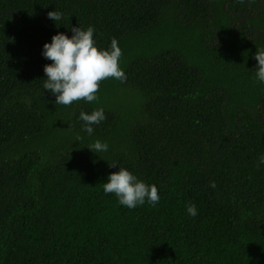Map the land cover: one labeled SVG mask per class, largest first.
<instances>
[{
  "label": "trees",
  "instance_id": "1",
  "mask_svg": "<svg viewBox=\"0 0 264 264\" xmlns=\"http://www.w3.org/2000/svg\"><path fill=\"white\" fill-rule=\"evenodd\" d=\"M75 27L119 42L126 80L69 108L42 50ZM262 49L264 0H0V264H264ZM114 163L160 203L106 196Z\"/></svg>",
  "mask_w": 264,
  "mask_h": 264
},
{
  "label": "clouds",
  "instance_id": "2",
  "mask_svg": "<svg viewBox=\"0 0 264 264\" xmlns=\"http://www.w3.org/2000/svg\"><path fill=\"white\" fill-rule=\"evenodd\" d=\"M244 4L246 0H239ZM48 19L55 23L63 21V13L56 11L49 13ZM57 28V27H56ZM71 39L65 34H58L52 38L51 43L45 44L42 57L51 61L46 65L44 73L46 81L45 92L55 98V105L72 107L74 103H97L100 99L98 93L102 82L114 79L120 82L126 80L125 72L121 68L123 51L119 42L113 39L109 50H101L96 44V30L89 27L83 30L79 27L71 28ZM254 59L258 62L254 77L259 83H264V49L256 52ZM107 116L103 109L93 111L91 114L81 112L79 120L83 123V131L89 137L95 135L96 127L105 122ZM82 139V138H81ZM89 151L107 153L109 144L101 141L95 142ZM111 168H118V172L110 175L107 182L102 185L104 194L114 195L121 207L128 210L148 204L156 207L161 197L155 185L142 182L129 170L112 164ZM215 188L216 185L212 184ZM188 215L196 218L199 215L195 205L187 209Z\"/></svg>",
  "mask_w": 264,
  "mask_h": 264
}]
</instances>
